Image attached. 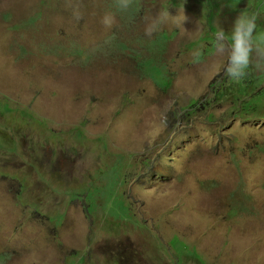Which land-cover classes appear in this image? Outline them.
<instances>
[{
    "label": "rangeland",
    "instance_id": "1",
    "mask_svg": "<svg viewBox=\"0 0 264 264\" xmlns=\"http://www.w3.org/2000/svg\"><path fill=\"white\" fill-rule=\"evenodd\" d=\"M137 4L0 0V264H264V72L213 45L264 0Z\"/></svg>",
    "mask_w": 264,
    "mask_h": 264
},
{
    "label": "clouds",
    "instance_id": "2",
    "mask_svg": "<svg viewBox=\"0 0 264 264\" xmlns=\"http://www.w3.org/2000/svg\"><path fill=\"white\" fill-rule=\"evenodd\" d=\"M118 12H129L137 8V0H115ZM169 12L162 11L145 27V35L151 37L160 26L169 20ZM259 13L240 12L232 25L230 37L223 29L214 34V49L219 55L227 54L228 60L225 72L233 81L245 78L250 69L264 72V31L258 30ZM79 19V16H77ZM101 23L105 28H111L116 23V16L105 14Z\"/></svg>",
    "mask_w": 264,
    "mask_h": 264
},
{
    "label": "trees",
    "instance_id": "3",
    "mask_svg": "<svg viewBox=\"0 0 264 264\" xmlns=\"http://www.w3.org/2000/svg\"><path fill=\"white\" fill-rule=\"evenodd\" d=\"M45 1V0H44ZM48 0H46V2H47ZM54 47H51L50 48V52H53L54 51V49H56L57 47H59L58 45H53ZM166 48V42H165V44H163V46H162V48H161V50L159 51V54H160V52L161 51H163L164 49ZM153 53V52H152ZM155 54V53H154ZM136 55H138V56H140V54L139 53H136ZM86 57H87V60L89 61L90 60V58H91V55L90 54H87V55H85ZM132 57V56H131ZM133 58V57H132ZM135 59V58H134ZM136 60V59H135ZM138 62H139V64H138V66L139 67H143L141 64L145 61V60H143V61H140V58H139V60H137ZM254 69H250L249 70V72L250 71H253ZM262 76H264V73H262ZM239 86H238V91H240V92H243V91H249L251 88H253L254 87V85H255V81L254 80H246V78H243L242 80H240L239 82ZM252 94H253V91H252ZM227 96V92H221V93H218V97H226ZM248 106H251V105H248ZM252 111H257V110H255V109H252ZM89 210V209H88ZM90 213V212H89Z\"/></svg>",
    "mask_w": 264,
    "mask_h": 264
}]
</instances>
